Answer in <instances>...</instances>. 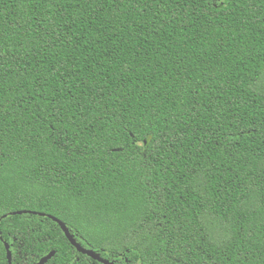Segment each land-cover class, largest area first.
Segmentation results:
<instances>
[{
    "label": "trees",
    "instance_id": "16d2710c",
    "mask_svg": "<svg viewBox=\"0 0 264 264\" xmlns=\"http://www.w3.org/2000/svg\"><path fill=\"white\" fill-rule=\"evenodd\" d=\"M18 211L113 264H264V0H0V236L102 264Z\"/></svg>",
    "mask_w": 264,
    "mask_h": 264
},
{
    "label": "water",
    "instance_id": "95a60500",
    "mask_svg": "<svg viewBox=\"0 0 264 264\" xmlns=\"http://www.w3.org/2000/svg\"><path fill=\"white\" fill-rule=\"evenodd\" d=\"M33 214V215H40V216H47L49 219H51L52 221H54L55 223H57L59 225V227L61 228L62 232L64 233L66 239L69 241V243L71 244L72 247L75 248V250L82 254V255H86L87 257L91 258L92 260H95L99 263L102 264H113L108 262L105 259H102L99 254H97L96 252L89 250V249H85L83 248L79 243H77V241L74 239V236L71 234L70 230L67 228V226L65 225V223H63L61 220H59L56 217H53L51 215H44L42 213H36V212H28V211H18V212H14L11 215H22V214ZM5 217V216H4ZM0 240L2 241V243L4 244L5 250H6V254H7V260H8V264H12V258H11V252H10V247L9 244L2 239V237L0 236ZM55 255V251H51L49 254H47L46 256L42 257L37 264H46L53 256Z\"/></svg>",
    "mask_w": 264,
    "mask_h": 264
},
{
    "label": "snow or ice",
    "instance_id": "6c2138e0",
    "mask_svg": "<svg viewBox=\"0 0 264 264\" xmlns=\"http://www.w3.org/2000/svg\"><path fill=\"white\" fill-rule=\"evenodd\" d=\"M186 258L191 264H206L205 255H197L195 251L189 249ZM170 264H185V257H167Z\"/></svg>",
    "mask_w": 264,
    "mask_h": 264
}]
</instances>
